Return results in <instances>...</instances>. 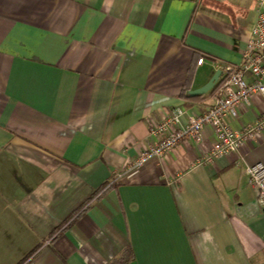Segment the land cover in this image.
Masks as SVG:
<instances>
[{"label":"crops","instance_id":"crops-1","mask_svg":"<svg viewBox=\"0 0 264 264\" xmlns=\"http://www.w3.org/2000/svg\"><path fill=\"white\" fill-rule=\"evenodd\" d=\"M214 2L0 0V264H114L127 249V264H264L246 172L264 164V130L205 163L207 126L130 171L154 124L207 110L213 94L189 91L242 60L256 1ZM263 111L254 95L224 121Z\"/></svg>","mask_w":264,"mask_h":264},{"label":"built area","instance_id":"built-area-1","mask_svg":"<svg viewBox=\"0 0 264 264\" xmlns=\"http://www.w3.org/2000/svg\"><path fill=\"white\" fill-rule=\"evenodd\" d=\"M255 1L257 19L242 60L238 64L223 66L222 75L214 88L212 104L204 112L196 114L177 108L168 118L154 124L150 134L155 144L140 154L130 171L140 169L150 161L162 159L188 139L199 140L207 126L214 129L216 142L210 153L201 158L205 163L238 152L264 130V111L255 121L241 129H234L224 121L229 116L238 117L239 108L249 106L254 95L264 100V0ZM204 61V58H200L198 63ZM184 116L185 123L182 122ZM246 172L256 190L257 202L264 208V164H252Z\"/></svg>","mask_w":264,"mask_h":264},{"label":"water","instance_id":"water-1","mask_svg":"<svg viewBox=\"0 0 264 264\" xmlns=\"http://www.w3.org/2000/svg\"><path fill=\"white\" fill-rule=\"evenodd\" d=\"M221 75H222V71H217L207 84H205L204 86L200 88L189 91V95L190 96H200V95L208 94L215 88Z\"/></svg>","mask_w":264,"mask_h":264},{"label":"trees","instance_id":"trees-1","mask_svg":"<svg viewBox=\"0 0 264 264\" xmlns=\"http://www.w3.org/2000/svg\"><path fill=\"white\" fill-rule=\"evenodd\" d=\"M214 90L215 89H213L209 94L212 95L214 93ZM132 259H133L132 251L130 249H127L121 254V256L115 261L114 264H127Z\"/></svg>","mask_w":264,"mask_h":264},{"label":"rangeland","instance_id":"rangeland-1","mask_svg":"<svg viewBox=\"0 0 264 264\" xmlns=\"http://www.w3.org/2000/svg\"><path fill=\"white\" fill-rule=\"evenodd\" d=\"M215 2V4H219L220 2H224V1H222V0H214Z\"/></svg>","mask_w":264,"mask_h":264}]
</instances>
